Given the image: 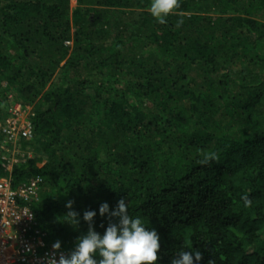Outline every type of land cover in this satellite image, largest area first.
Segmentation results:
<instances>
[{
  "label": "trees",
  "instance_id": "trees-1",
  "mask_svg": "<svg viewBox=\"0 0 264 264\" xmlns=\"http://www.w3.org/2000/svg\"><path fill=\"white\" fill-rule=\"evenodd\" d=\"M75 2L0 0V91L17 99L0 122L32 109L10 177L40 179L28 206L45 248L67 256L84 212L103 234L99 206L126 199L160 235L158 264L192 249L200 264H264V0H181L166 24L151 0ZM69 201L75 230L56 222Z\"/></svg>",
  "mask_w": 264,
  "mask_h": 264
},
{
  "label": "clouds",
  "instance_id": "clouds-1",
  "mask_svg": "<svg viewBox=\"0 0 264 264\" xmlns=\"http://www.w3.org/2000/svg\"><path fill=\"white\" fill-rule=\"evenodd\" d=\"M180 3L181 0H151L148 11L158 23L166 24L167 17L180 8ZM177 23L179 25L183 21ZM215 158V153H209L204 163ZM242 200L245 206H251L252 201L248 196H243ZM65 207L69 211L63 216H57L56 222L67 223L75 230L80 223L79 214L72 211L71 201ZM98 211L101 217L107 216L109 219L103 234L94 230L97 212H84L82 220L88 225L87 231L77 237L73 250L67 256L61 255L58 260L51 259L49 264H158L160 235L155 228L149 229L142 218L129 215L126 199H120L111 211L107 202L102 203ZM52 247L59 250L60 241H56ZM202 258L199 250H181L171 258L170 264H200ZM209 264L214 262L209 261Z\"/></svg>",
  "mask_w": 264,
  "mask_h": 264
},
{
  "label": "built area",
  "instance_id": "built-area-1",
  "mask_svg": "<svg viewBox=\"0 0 264 264\" xmlns=\"http://www.w3.org/2000/svg\"><path fill=\"white\" fill-rule=\"evenodd\" d=\"M32 116L28 106L14 103L0 122V264H49L51 259L66 256L52 246L45 248L44 234L37 229L28 206L36 197L40 179L32 178L14 188L10 177L12 166L25 157L18 151L20 143L33 138Z\"/></svg>",
  "mask_w": 264,
  "mask_h": 264
},
{
  "label": "rangeland",
  "instance_id": "rangeland-1",
  "mask_svg": "<svg viewBox=\"0 0 264 264\" xmlns=\"http://www.w3.org/2000/svg\"><path fill=\"white\" fill-rule=\"evenodd\" d=\"M69 7H70V14L75 10V8H76V2H75V0H70V4H69ZM113 9H111L110 11H107V10H105V11H107V13H108V15L106 16V18H105V20L106 19H108L109 18V15L110 14H112V13H110L109 14V12H111ZM115 10V9H114ZM71 35H73V32H71ZM72 38V37H71ZM67 46H72V40H69V41H67ZM228 65H225V67H227ZM238 70V69H237ZM222 70L220 69V71H217L216 72V68L214 69V73H213V75L215 76V77H218L219 75H218V73L219 74H222ZM99 83H101L100 81H98V83H97V85H99ZM4 85V84H3ZM3 94H4V92H3V90H1L0 91V102L2 103V107L6 104H8V103H10V102H7V100H11V101H14V100H17V99H15V97H14V95L13 94H11V93H6V95H4V96H6L7 97V99L6 100H3ZM30 108V107H29Z\"/></svg>",
  "mask_w": 264,
  "mask_h": 264
}]
</instances>
